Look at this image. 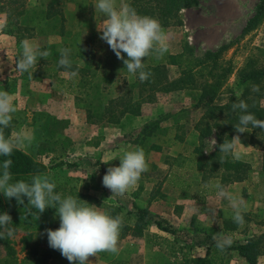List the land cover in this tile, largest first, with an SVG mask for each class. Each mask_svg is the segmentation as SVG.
<instances>
[{
  "label": "rangeland",
  "instance_id": "1",
  "mask_svg": "<svg viewBox=\"0 0 264 264\" xmlns=\"http://www.w3.org/2000/svg\"><path fill=\"white\" fill-rule=\"evenodd\" d=\"M16 1L12 5L14 8L21 7L23 4L26 8H32L40 0ZM3 2L7 0H0L1 4ZM258 3L259 0H198L195 6L185 8L180 12L183 20L181 25L162 26L167 50L163 54L150 53L144 58V65L165 64L170 53H184L185 56L191 53L192 57L200 59L208 50L227 46L221 58L225 65L232 66V72L224 79L216 102L226 103L231 97L240 96L243 83L240 81L239 70L264 65V21L257 28L247 33L243 32ZM74 11L73 4H68L66 15L67 19L72 21V23L71 21L66 23L68 37L35 35L25 39L47 52L46 57L38 58L32 68L26 72H20L16 68V61L21 52V46L17 43L16 37L11 35L12 40H10L9 47L10 42L7 41L4 44L3 48L7 51L4 52L5 57L0 56V59L4 58V66L0 68L2 70L0 71V90H5L10 94L16 110L11 114L9 125L3 130L7 133V137L14 141V145L23 149H32L35 153L42 149L51 150L45 158L40 154L37 155V158L46 160L48 165L66 162L65 165L71 170L81 168L88 175L87 167L101 164L100 158L90 155V149L99 146L101 141V130L97 129L103 122L100 120L102 117L100 114L106 110L105 107L111 99L122 95L126 88L137 80V76L127 72L123 60L117 58L110 46L101 39L97 28L100 23H75L76 13ZM5 19L6 13L0 12V21L4 22ZM4 26L5 23L2 29ZM67 38L68 41H66ZM64 43H67L69 48L64 47ZM63 49L70 50L71 63H84L80 54L82 51L85 52L84 56L88 60L99 59L96 74L91 75L88 72L62 68L58 60ZM125 58H127L126 54ZM92 65L95 66V62ZM179 74L178 66H168L170 78H175ZM205 78L213 79L209 75ZM133 89L137 97L138 86H133ZM199 99L200 90L196 87L168 92L152 90L144 94V102H151V105L156 104V106L146 107L148 110L154 111L156 115H174L175 120L182 121V123H177L181 124V127L172 126V131L167 136L173 135L175 131L185 134L189 127L196 125L205 111V108L199 105ZM261 103L264 105V93ZM88 108L97 114L93 116L96 121L93 123L95 126L87 129L85 122L91 124L87 120ZM20 133L29 135L30 139L19 138ZM217 134L213 130L212 134L203 139L206 156H210L215 151L218 144ZM125 138L126 143L131 140L127 135ZM239 138L235 142L234 150L238 155L231 157L243 156L251 160L253 173L248 189L254 197L260 200V207H262L264 174L259 171V166L262 164L263 148L262 145L255 143L253 134L248 130L241 133ZM182 149L184 151L180 155L183 157L179 161L183 162L182 168L184 169L180 171L177 162H174L175 167L168 172L170 176L167 178L180 180L187 174L190 175L189 181L195 183L191 185L190 192L191 195H195L198 190L196 183L202 177V173L196 171L194 161L198 154L193 151L192 144ZM53 152V157L48 156ZM70 152L77 154L71 157ZM68 157L71 162L67 160ZM161 175L163 177L164 174L161 173ZM77 178L78 181L85 180V177L80 175ZM214 181L217 179L212 178V183H215ZM175 192L176 196L178 193ZM259 217L260 215L254 222H244L237 232H233L230 244L243 241V237L247 234H258L264 231V216ZM209 219V214H207L201 221L207 222ZM188 225L189 222L182 221L180 218L179 221H174L172 226L170 225L175 229L174 233L159 232L149 228L142 243L145 251L138 263L187 264L186 260L190 257L203 254L209 242L205 240L210 236L214 239L217 233L207 234L206 231L203 232L198 228L196 230L192 227L183 228ZM213 243L215 240L210 245ZM222 253L223 259L220 264H249L236 252L220 250L219 258ZM259 261L264 264L263 255Z\"/></svg>",
  "mask_w": 264,
  "mask_h": 264
},
{
  "label": "crops",
  "instance_id": "2",
  "mask_svg": "<svg viewBox=\"0 0 264 264\" xmlns=\"http://www.w3.org/2000/svg\"><path fill=\"white\" fill-rule=\"evenodd\" d=\"M94 2L95 0H64L65 15L68 4H73L74 12L76 13L75 23H100L101 19L106 17H101V14L96 12L93 6ZM124 2L131 4V0H124ZM116 3L119 6L121 0H116ZM67 18L66 15V23H70L71 20ZM5 22L6 19L4 22L0 21L1 58L5 57L4 52L6 49L4 50L3 48V46L5 47L4 44L7 41L10 42L8 44L9 47L11 45L10 40H12L11 35L3 32L2 26ZM3 63L4 58L0 59V68H2V65L4 66ZM151 104V102H143L142 110L139 114L128 113L118 122L103 120L102 124L97 127V129L101 130L102 134L100 144L90 149V155H95L98 159L100 158L101 164L99 166H86L88 175L81 168L72 169V172L65 164L50 166L46 160L37 158L39 154L45 158V155L51 150L42 149L38 153H35L32 149L27 150L14 145L31 154L36 160L43 162L47 166L45 172L38 174L45 175L53 181L56 184V191L64 195L70 194L80 197L82 200L97 206L100 205L103 207V210L109 212L112 216L120 217L121 226L117 244L118 251L116 253L107 251L97 252L88 257L87 264H139V259L145 251L142 244L143 238L147 236L148 229L151 228L159 232H165L158 228L154 222L155 219L166 220L172 226L174 221H179L181 218L182 221L189 222V225L183 228L188 229L192 227L195 230L198 228L203 232L206 231L207 234L215 232L226 235L231 239L233 232H237L244 222H254V220H257L258 215H260L259 218L264 216V203L260 207V200L254 197L250 189H248L252 182L253 169L250 164L251 160L247 159V157H234L235 159L248 162L250 170L247 178L231 183H223L220 173L205 180L204 171L199 170L195 164L196 171L202 173V177L196 183L198 190L195 195H191L190 192L191 185L195 184L189 181L190 175L187 174L186 177L180 180L167 178V176H170L168 172L175 167L174 162H177V167L180 171L184 169L182 168L183 162L179 161L183 157L180 155L184 151L182 148L192 144L194 147L193 151H195V147L199 145V132L193 126L192 128L189 127L185 134L175 131L173 135L167 136L172 131V126L177 127V123H182V121L175 120L174 115H156L154 111L146 108L156 106V104ZM147 125L153 126L146 127ZM93 126L95 124L85 122L87 129L93 128ZM178 126L181 127V124ZM182 127L185 128V126ZM126 135L131 138L127 143ZM235 136H240V134ZM155 144L160 149L153 148ZM134 146H140L144 149L147 168L140 175L137 183L127 192L122 195L113 194L111 189L103 185L102 177L109 166L120 163L118 157L126 149ZM53 154L54 152L48 156L53 157ZM76 154V152H70L71 157H75ZM67 160L71 162L70 157ZM168 160L170 164H168ZM259 171L264 174L262 164L259 166ZM161 173L164 174L163 177H161ZM78 175L85 177V180L81 179L78 181ZM157 176L158 178H156ZM27 178L30 180L31 177L27 176ZM212 178L217 179L214 182L223 184L229 193L243 202L242 214L244 219L242 223L237 224L233 222L232 206L229 200L217 197L214 190L205 187V185L212 183ZM12 179L16 180L13 177ZM174 192L178 194L175 196ZM0 198L5 203V212L11 217L10 225L2 227L8 240V246L0 244V264H72L58 249L50 247L48 243L47 230L59 227V218L56 215L55 208L48 207L43 213H39L35 209H32L30 212L29 206H27V197H24L23 204L15 197L8 198L2 193H0ZM135 205L141 208H148L151 213L150 222L142 235L134 234L131 228L136 221ZM207 214H209L210 219L207 222L201 221ZM216 222L219 223L216 224ZM127 225L129 228H127ZM9 228L13 230L12 236L7 234ZM261 234H264V231L258 234H247L243 238L258 237ZM210 237H207L208 239L205 240V242H209L204 253L192 257H205L208 255L213 258L215 264H220L223 259V253L219 258V250L216 256L213 257L215 248L210 243L215 239H211L212 237ZM231 251L238 254L236 250ZM46 254H50V256L44 259ZM262 255L264 256V253L259 256V260Z\"/></svg>",
  "mask_w": 264,
  "mask_h": 264
},
{
  "label": "trees",
  "instance_id": "3",
  "mask_svg": "<svg viewBox=\"0 0 264 264\" xmlns=\"http://www.w3.org/2000/svg\"><path fill=\"white\" fill-rule=\"evenodd\" d=\"M15 2L17 1L7 0V2L0 3V12L6 13L3 32L14 35L19 46H21L23 40L35 35L68 37L64 0H40L32 8H26L25 4L14 8L12 5ZM197 3L198 0H131L130 5L138 13L153 16L158 19L161 26L167 27L181 25L183 20L180 12L185 8L195 6ZM263 21L264 0H259L243 32L247 33L257 28ZM66 41H68V38ZM64 47L69 48V45L64 43ZM226 48L227 46H223L216 50H208L200 59L192 57L191 53L190 55L186 54V56L184 53H170L165 64L144 65L145 70L150 73L148 78L141 81L137 76V80L131 83L122 95L110 100L105 107L106 110L100 114L102 116L100 120L118 122L128 113L139 114L142 110L144 94L147 91L163 90L168 92L196 87L200 90L199 105L205 108L204 115L195 125L199 132V141L201 142L195 147V152L198 154L195 161L197 168L204 171L205 180L219 173L223 183L244 180L249 174L250 164L219 152V145L225 139H231L235 135L241 134L234 127V124L238 122V115L232 110V103L236 102L238 98L243 99L249 105L248 111L254 113L257 118L264 119V105L261 103V97L264 93V65L252 69L239 70L240 81L243 83L240 96L231 97L226 103H218L216 100L222 83L227 75L232 72V66L230 64L225 65L221 58ZM84 53V51L80 53L83 64L76 62L71 63L68 67L62 66V68L95 75L100 60H88ZM93 62H95V66L92 65ZM169 65H176L180 68L179 76L175 78L169 77ZM208 75L213 79H206L205 77H208ZM133 86H138L137 97L134 95ZM96 114L88 108L87 120L91 123L96 122L93 119ZM149 126L153 125H147L146 127ZM213 130L218 133V144L215 151L210 156H206L202 141L212 134ZM248 132L253 134L256 144L262 145V170L264 172V130L249 127ZM0 134L7 136L3 129L0 130ZM153 148L160 149L156 144L153 145ZM10 160L9 170L12 177L16 179L29 180L27 176L31 177L47 170V166L43 162L36 160L31 154L16 146H14ZM60 164H66V162H61ZM68 164L71 166L70 163ZM5 210V203L0 198V211L5 212ZM134 212L136 221L131 228L134 234L142 235L150 222V210L135 205ZM155 223L158 228L164 231L175 232V229L163 219H155ZM127 228H129L128 225ZM1 243L8 246V240L2 227H0ZM213 245L215 246L213 257L216 256L219 250H236L249 264H260L259 256L264 253V234L228 244L223 249L217 248L216 242ZM47 256L49 257L50 254H46L44 259ZM186 262L187 264H215L213 258L208 255L205 257H191Z\"/></svg>",
  "mask_w": 264,
  "mask_h": 264
},
{
  "label": "clouds",
  "instance_id": "4",
  "mask_svg": "<svg viewBox=\"0 0 264 264\" xmlns=\"http://www.w3.org/2000/svg\"><path fill=\"white\" fill-rule=\"evenodd\" d=\"M93 6L101 17H106L97 25L101 39L110 46L117 58L123 60L128 73L138 76L141 81L146 80L150 73L145 70L144 58L150 53L163 54L167 50L165 35L158 19L138 13L124 0H121L119 6L116 0H95ZM46 56L47 52L41 50L38 45L24 40L21 42L16 68L20 72H26L38 58ZM58 63L65 67L70 66V50H61ZM248 108L249 105L243 99L238 98L232 103V110L238 115V122L234 124L236 131L243 133L249 127L264 130V119L257 118ZM15 110L10 94L0 90V130L9 125L11 114ZM19 138L29 140L30 136L20 133ZM238 138L239 136H234L225 139L219 145V152L229 156L238 155L234 151ZM13 150L14 141L0 134V158H3L0 159V193L8 198L15 197L22 204L24 197H27L30 212L35 209L43 213L48 207L55 208L59 227L47 230L50 247L58 249L72 264H87L88 257L97 252L118 251L121 226L119 216H112L101 206L91 204L80 197L56 191V184L45 175H33L30 180H13L9 170ZM118 158L120 163L108 167L102 177V183L111 189L113 194L122 195L137 183L147 168V161L144 149L140 146L126 149ZM205 187L214 190L217 197L231 202L233 222H243L244 205L241 200L229 193L220 182ZM10 223V215L0 211V227H7ZM7 234L12 236L13 230L9 228ZM214 239L220 249L230 244V237L226 235L218 233Z\"/></svg>",
  "mask_w": 264,
  "mask_h": 264
}]
</instances>
